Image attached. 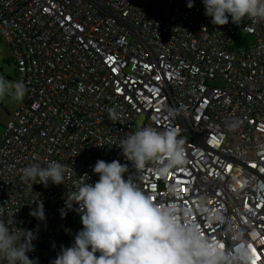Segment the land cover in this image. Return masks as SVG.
Here are the masks:
<instances>
[{"label":"built area","instance_id":"obj_1","mask_svg":"<svg viewBox=\"0 0 264 264\" xmlns=\"http://www.w3.org/2000/svg\"><path fill=\"white\" fill-rule=\"evenodd\" d=\"M187 3L0 0V36L27 88L0 139V219L34 233L38 264L74 243L80 214L66 196L85 174L99 179L97 160L116 159L175 230L218 248L224 264H244L241 247L264 264V20L217 26L202 0ZM239 31L253 47L233 50ZM148 126L180 129L182 166L161 175L156 162L137 171L124 159L114 144ZM50 161L68 166L64 185L24 182L26 166ZM38 202L44 221L29 214Z\"/></svg>","mask_w":264,"mask_h":264},{"label":"clouds","instance_id":"obj_2","mask_svg":"<svg viewBox=\"0 0 264 264\" xmlns=\"http://www.w3.org/2000/svg\"><path fill=\"white\" fill-rule=\"evenodd\" d=\"M202 3L204 15L211 18L213 25L228 24L229 16L237 25L245 18L264 20V0H202ZM193 6V0H188L187 7ZM26 92L22 81H8L0 76V101L5 98L22 101ZM117 116L114 109H109L110 119ZM184 144L179 128L158 130L148 126L126 134L114 145L137 171L149 162H156L160 165L159 174L166 175L185 163ZM68 171V166L58 161L47 162L46 166L34 163L22 170V179L45 187L49 181L64 185ZM92 171L99 179L89 183L85 174L86 182L76 184L65 200L68 210L80 214L83 228L75 234L70 247L61 246L50 264H224L227 258L218 248L175 230L170 211L156 207L131 175L125 179L128 164L119 159L97 160ZM74 204L78 205L75 209ZM29 214L44 221L43 203L38 202ZM66 215L61 209L62 218ZM35 238L31 230L21 229L17 233L0 219V264H38V258L28 256L35 250L32 243ZM239 258L244 264H253L255 260L254 254L243 247Z\"/></svg>","mask_w":264,"mask_h":264},{"label":"rangeland","instance_id":"obj_3","mask_svg":"<svg viewBox=\"0 0 264 264\" xmlns=\"http://www.w3.org/2000/svg\"><path fill=\"white\" fill-rule=\"evenodd\" d=\"M136 2H142L149 4L153 7L160 6L165 0H133ZM255 44V39L253 35L248 34L244 31H239L237 36L233 40L232 48L233 50H247ZM16 72V64H15V58L12 50L7 45V43L3 40V38H0V76H3L8 81H16L15 77ZM211 84L214 85H223V82L218 81H210ZM25 99V97H24ZM23 99V100H24ZM22 101H12L9 98H5L4 101H0V139L3 134L4 126L6 122L10 119L9 115L11 116L12 113L17 110L20 105L23 103ZM10 113V114H9ZM141 123V119L136 121L134 124V128L139 127ZM83 228V225L81 223V219H79L74 226V234L79 232Z\"/></svg>","mask_w":264,"mask_h":264},{"label":"snow or ice","instance_id":"obj_4","mask_svg":"<svg viewBox=\"0 0 264 264\" xmlns=\"http://www.w3.org/2000/svg\"><path fill=\"white\" fill-rule=\"evenodd\" d=\"M252 253L255 254V249H252ZM253 264H255V261H253Z\"/></svg>","mask_w":264,"mask_h":264},{"label":"crops","instance_id":"obj_5","mask_svg":"<svg viewBox=\"0 0 264 264\" xmlns=\"http://www.w3.org/2000/svg\"><path fill=\"white\" fill-rule=\"evenodd\" d=\"M0 38H1V36H0ZM2 39V38H1ZM15 77H16V72H15ZM10 114V113H9ZM9 117H10V115H9Z\"/></svg>","mask_w":264,"mask_h":264}]
</instances>
